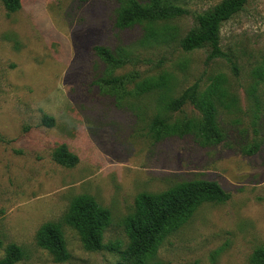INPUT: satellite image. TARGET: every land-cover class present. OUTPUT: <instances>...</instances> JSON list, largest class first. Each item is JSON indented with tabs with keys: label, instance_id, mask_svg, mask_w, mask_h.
<instances>
[{
	"label": "rangeland",
	"instance_id": "374dc122",
	"mask_svg": "<svg viewBox=\"0 0 264 264\" xmlns=\"http://www.w3.org/2000/svg\"><path fill=\"white\" fill-rule=\"evenodd\" d=\"M133 1L145 8L152 0H21L13 14L0 0V259L16 244L26 252L18 264L121 262L106 249L87 251L63 225L70 259L56 263L36 235L47 223H62L76 197L90 195L112 215L104 246L119 243L124 251V220L139 195L196 180L217 182L231 199L201 206L153 262L251 264L264 249V79L256 76L264 68V0H248L222 26L231 62L208 61L207 45L192 52L181 46L197 29L196 16L223 0H168L187 14L123 28L119 17ZM98 47L111 53V63ZM220 75L229 93L218 113L225 141H157L158 116L170 124L202 119L190 103L174 113L165 103L196 83L205 92ZM164 77L166 91L136 94L143 81ZM44 116L55 127L43 126ZM63 144L79 157L76 167L55 163Z\"/></svg>",
	"mask_w": 264,
	"mask_h": 264
},
{
	"label": "trees",
	"instance_id": "16d2710c",
	"mask_svg": "<svg viewBox=\"0 0 264 264\" xmlns=\"http://www.w3.org/2000/svg\"><path fill=\"white\" fill-rule=\"evenodd\" d=\"M8 13L13 14L22 8L21 0H1ZM248 0H223L211 11L196 16L197 29L193 30L182 42L185 52H192L204 46L211 51L208 61L230 58L221 46L222 26L242 12ZM187 14L177 7H168V0H152L150 6L142 8L136 2L122 11L119 24L123 28L143 20H161L179 17ZM107 62H112L111 53L104 48H96ZM232 70L238 75L237 67ZM264 79V68L256 74ZM169 80L166 77L158 80H145L136 88L137 95L156 91H166ZM229 97L226 79L220 75L214 79L208 89L200 93L199 83L186 89L176 99L165 103L168 112H178L187 103L192 104L202 115V119L190 120L185 123L170 124L161 116L154 119L152 131L157 141L165 137L181 138L194 135L203 145H217L225 141V135L218 123L219 106H225ZM42 125L53 128L56 121L53 117L44 116ZM248 152L255 154L256 150ZM55 163L65 168H74L79 164V157L71 153L68 147L60 145L53 156ZM231 199L217 182L196 180L178 184L173 188L159 193H143L135 200L134 212L124 220L125 233L129 239L128 247L122 251L121 245L104 246L105 230L111 225V212L101 206L90 195L76 197L64 216L62 223H47L36 235L37 246L47 251L56 263H66L70 259L63 225L73 228L81 239L84 248L89 252L108 250L117 253L122 261L116 264H162L153 262L164 240L183 227L193 217L195 212L205 204H224ZM26 252L16 244H10L5 251V257L0 264H18L25 260ZM251 264H264V249L254 252Z\"/></svg>",
	"mask_w": 264,
	"mask_h": 264
}]
</instances>
